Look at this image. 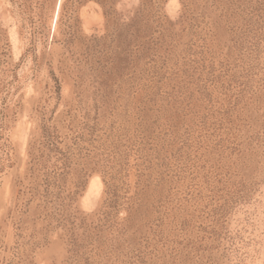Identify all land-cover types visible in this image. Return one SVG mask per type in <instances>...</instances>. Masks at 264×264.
Returning a JSON list of instances; mask_svg holds the SVG:
<instances>
[{
    "label": "rangeland",
    "instance_id": "374dc122",
    "mask_svg": "<svg viewBox=\"0 0 264 264\" xmlns=\"http://www.w3.org/2000/svg\"><path fill=\"white\" fill-rule=\"evenodd\" d=\"M0 264H264V0H0Z\"/></svg>",
    "mask_w": 264,
    "mask_h": 264
}]
</instances>
